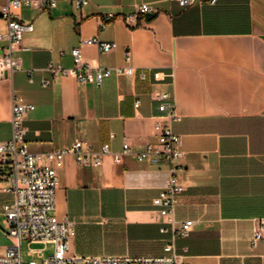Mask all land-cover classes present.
Returning <instances> with one entry per match:
<instances>
[{
  "label": "crops",
  "instance_id": "1",
  "mask_svg": "<svg viewBox=\"0 0 264 264\" xmlns=\"http://www.w3.org/2000/svg\"><path fill=\"white\" fill-rule=\"evenodd\" d=\"M7 1L0 0V8ZM55 1L48 9L18 11L33 29L14 52L19 68L0 78V142L11 137L17 97L34 105L24 116L32 152L67 147L77 138L94 149L109 143L120 151L126 140L138 150L156 142L154 125L164 118L153 92L166 90L180 116L171 130L183 152L175 172L183 190L172 216L197 221L176 239L178 251L191 264H264V237L252 241L259 220L264 226V0L186 8L176 0H91L81 8L73 0ZM139 1L152 2L154 16L124 19ZM108 13L116 17L108 19ZM88 37L116 47L99 53L82 42ZM73 47L92 67L125 65L129 50L147 79L112 74L97 86L77 83L72 73L52 78L47 64L72 68ZM154 70L171 76L155 81ZM44 78L50 79L47 86L40 84ZM56 171L55 214L72 222L71 256L163 253L171 232L152 200L172 174L167 161L124 155L115 163L104 154L97 165H80L67 155ZM8 175L0 164V255L11 243L1 209L12 200L5 191Z\"/></svg>",
  "mask_w": 264,
  "mask_h": 264
},
{
  "label": "built area",
  "instance_id": "2",
  "mask_svg": "<svg viewBox=\"0 0 264 264\" xmlns=\"http://www.w3.org/2000/svg\"><path fill=\"white\" fill-rule=\"evenodd\" d=\"M91 0H73L76 8H81ZM181 8L192 6L196 3H214L216 0H176ZM55 0H8L0 8V17L4 20L5 30L0 29V78L10 76L19 68V58L15 56V50L19 49L23 39V33L31 31V23H23L18 11L22 7H30L37 10L48 9L55 6ZM133 12L124 16L130 22H137L139 18L148 13L155 12L152 2L139 1L133 4ZM108 19L116 16L112 13L106 15ZM86 44H94L99 53L109 52L116 47L115 42L100 41L96 37H88L82 40ZM62 53V52H60ZM73 61L72 68H63L60 64L49 62L46 70L52 78L59 75L72 73L77 83H93L100 85L104 78L115 75H137L139 79L146 80L147 73L144 70L136 71L132 64V56L129 50L124 51L125 65L122 66H90L84 61L78 47L70 51ZM171 76L159 70L152 72L155 81H161L164 77ZM29 82L33 81L31 72H28ZM50 79H41V86H47ZM153 98L158 101V109L162 113L164 121L156 122V142H147L138 150H133L125 140L120 151H112L109 143H103L98 149H94L86 140L75 139L69 146L48 150L45 152H32L28 149L25 136L27 128L24 124V116L32 110L34 105L24 103L13 97L11 105V137L0 142V164L8 167L11 185L5 191L12 194V200L2 205L5 215V235L11 243L0 255V264H76L78 260L83 264H191L186 256L180 253L176 246V239L187 236L196 220L176 221L172 214L178 203V197L183 187L178 183L175 172L181 169L177 161L183 157L180 149V138L171 130V123L179 119L176 113L175 99L166 90H155ZM134 105H139L135 100ZM110 154L113 162H121L124 155H133L137 160H149L158 162L167 161L172 172L164 187L153 198L152 204L157 207L159 213L166 217V223L171 232L170 240L164 244L161 255H141L131 257L128 255H95L84 258H76L69 254V238L73 234L72 222L66 217L59 219L56 214L55 193L58 185L56 169L60 167L67 155L74 157L80 165H97L101 156ZM164 230V229H163ZM264 237L263 221L259 220L254 231L252 241L255 242ZM22 241L52 245V253L44 257V247L28 248L27 254L36 253L41 258L38 263L34 259L23 261L21 252Z\"/></svg>",
  "mask_w": 264,
  "mask_h": 264
},
{
  "label": "rangeland",
  "instance_id": "3",
  "mask_svg": "<svg viewBox=\"0 0 264 264\" xmlns=\"http://www.w3.org/2000/svg\"><path fill=\"white\" fill-rule=\"evenodd\" d=\"M42 248L44 247V253H43V256L46 257V256H49L51 255L52 253V245L51 244H42V243H31L28 245L27 241H22L21 243V252H22V259L23 261H28L30 259H34L36 260L38 263L41 262V258L37 256L36 253H33L32 255H28L27 254V251H28V248ZM76 264H83L82 261L78 260L76 262Z\"/></svg>",
  "mask_w": 264,
  "mask_h": 264
},
{
  "label": "water",
  "instance_id": "4",
  "mask_svg": "<svg viewBox=\"0 0 264 264\" xmlns=\"http://www.w3.org/2000/svg\"><path fill=\"white\" fill-rule=\"evenodd\" d=\"M146 16L147 17H153L154 16V13L152 12V13H148V14H146Z\"/></svg>",
  "mask_w": 264,
  "mask_h": 264
}]
</instances>
